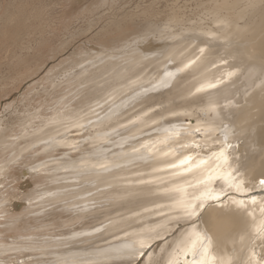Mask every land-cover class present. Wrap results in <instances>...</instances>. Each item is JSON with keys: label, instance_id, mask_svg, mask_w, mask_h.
Here are the masks:
<instances>
[{"label": "bare ground", "instance_id": "bare-ground-1", "mask_svg": "<svg viewBox=\"0 0 264 264\" xmlns=\"http://www.w3.org/2000/svg\"><path fill=\"white\" fill-rule=\"evenodd\" d=\"M241 1L264 0L223 3ZM114 2L95 0L93 4L102 8ZM248 36L244 38L246 45L251 42V59L239 44L230 46L226 41L198 35L146 37L107 57L93 52L86 64L92 65L93 73L90 81L82 85L88 90L89 83L103 79L108 96L75 118L66 116L71 109L66 108L56 118L41 120L40 130L29 139L23 137L20 148L10 156L14 160L36 145L45 154L75 147L74 138L69 136L73 129L92 135L90 148L80 155L59 160L52 153L40 166L49 173L48 183L35 198L39 206L43 204L42 209L47 203L64 204L60 206L65 209L62 213L56 210L47 217L55 219L59 213L65 214L69 218V224L64 226H68L67 230L60 228L65 221L60 222L62 232L47 233L51 230L48 228H55L57 221H52V227L40 225L37 233L34 229L29 240L0 243V264H131L155 240L174 232L177 226L182 230L176 237L144 264H192L194 259H200L199 255L193 257L181 251L193 232L202 234L205 243L211 241L205 264H264V185L260 183L264 180V131L260 144L253 136L258 152L237 151L235 146L241 128L264 124V64L257 62L258 56L264 57V50L254 41V33ZM190 61L195 63L185 67ZM209 83L216 87L197 91ZM101 85L97 83L94 88ZM248 100L249 106L230 114ZM136 117L139 123L130 125ZM1 147L10 148L7 143ZM221 150L226 151L227 164L214 156ZM9 155L5 158L9 159ZM186 156L194 157L189 162L192 165L201 161L207 164L193 166L190 171L184 170L187 166L172 167ZM0 162L4 164L6 160ZM218 164L222 171L234 170L235 182H242L243 192L228 187L222 179L200 182L209 173L214 175ZM5 167L2 165V169ZM209 189L220 194V202L228 191L238 195L223 202L225 206L217 205L219 201L204 200L201 209V201L193 198ZM257 189L262 193L254 196L253 190ZM189 202L196 203L198 215L186 214ZM15 221L17 224L11 221L7 231L13 232L22 222L18 218ZM84 221L92 226L82 228ZM195 221L199 224L192 226ZM77 222L79 226H73ZM245 241L248 245L242 248ZM26 251L31 254L28 261L19 255Z\"/></svg>", "mask_w": 264, "mask_h": 264}, {"label": "rangeland", "instance_id": "rangeland-1", "mask_svg": "<svg viewBox=\"0 0 264 264\" xmlns=\"http://www.w3.org/2000/svg\"><path fill=\"white\" fill-rule=\"evenodd\" d=\"M112 1L109 0V3L111 4ZM114 1L113 5L108 4L101 8L93 4L95 0L82 2L0 0V145L7 143L11 148L8 149L9 152L3 147L0 148L3 154H0V161L6 160V164H2L4 161L0 162L1 244L20 242V239L21 242L23 239L29 240L30 235L35 234L34 229L37 233L40 225L52 227L53 225L50 224L52 221H57L58 224L55 223L57 226L54 224V229L48 228L51 230H47V233L58 234L62 232L60 228L67 230L68 226H64L69 224L67 223L69 218L65 214L60 215L65 210L60 206L64 204L52 202L55 205L53 206L47 203L45 209H42L40 207L43 204L39 206V200L35 198L48 183L49 173L44 172V168L40 166L45 162V156L52 153L59 160L68 155L70 157L80 155L90 148L92 135L86 130L73 129L69 136L74 138L75 147L62 148L56 152L49 151L50 153L47 151L45 154V151L36 145L14 160H11L10 156L14 149L20 148L19 144L23 143V137L29 139L40 130L41 120L49 121L56 118L59 116V111L66 108H71L66 116L75 118L78 113L90 109L94 102L108 96L103 89L106 84L103 79L89 83L88 90L82 85L90 81L89 76L93 73L92 65L86 66L93 58V52L104 53L107 57L122 52L137 40L161 34L198 35L213 37L222 43L226 41L230 46L239 44L240 48L243 47L247 58L251 59L249 56L251 42L247 41L246 45L244 37L254 33V41L260 43L264 50V1L228 4L223 3L225 0ZM106 27H111V30L104 31ZM237 41L239 42L235 43ZM257 62L264 64V57L258 56ZM97 83L102 85L96 90L94 85ZM63 104L69 107H62ZM250 104L249 100L243 101L233 108L230 114L233 116L234 110ZM32 119L35 121L31 122ZM138 123L139 117H136L130 125ZM123 127H126L125 124ZM113 131L116 132L117 129ZM262 131L264 124L241 128L238 131L240 137L238 146L235 145L237 151L250 149L251 153L258 152L259 147L253 146L252 141L255 136V141L261 143ZM1 150H4L5 154ZM243 154L246 155V152ZM7 155L9 159L5 158ZM2 165L6 167L2 169ZM26 172H29V175H25ZM260 191L253 190L254 196H258ZM237 195L228 191L223 195L224 197L222 196V202L219 201L217 205L225 206L223 202L230 201ZM261 196L264 197V194ZM244 200L247 201V198ZM56 204L60 208H57ZM228 204L231 202L226 203V206ZM56 210L60 211L56 220L47 217L49 212ZM14 218H18V221L22 220L24 224L17 221L19 226L15 228L16 230L7 231L8 227L11 228L9 226L11 221L16 223ZM60 222L64 223L63 227L60 226L62 225ZM82 223V228L87 229L92 226L85 221ZM21 224H23L22 228L17 230ZM78 224L80 223L77 222L73 226H79ZM198 224L199 221H195L192 226ZM24 225L27 227L23 228ZM180 230L182 228L177 226L174 232L167 235L168 237L155 240L131 264H144L151 254H157L169 240L176 237ZM251 244L252 242L249 243L250 246ZM247 245L246 241L243 242L242 248ZM29 253L26 251L19 255L24 256L28 261L31 255Z\"/></svg>", "mask_w": 264, "mask_h": 264}, {"label": "snow or ice", "instance_id": "snow-or-ice-1", "mask_svg": "<svg viewBox=\"0 0 264 264\" xmlns=\"http://www.w3.org/2000/svg\"><path fill=\"white\" fill-rule=\"evenodd\" d=\"M201 52L204 50L201 49ZM192 63H195V61H190L188 65H185V67H189ZM229 76L233 75V73H228ZM216 87V84L209 83L207 85L202 86L201 88L197 89V91H203L205 88H214ZM197 131H200V129H196ZM226 147H230V145H226ZM215 158L222 161L223 164L228 163V156L226 154L225 150H221L219 153L214 154ZM211 159V157H210ZM194 157L192 156H186L184 159H181L179 161V165L173 164L172 167H181V166H187L184 168L185 171H190L193 166L196 168H200L203 165L207 164V161H201L200 164L192 165L189 162L193 161ZM214 175L212 173H209L204 180H201V183H210L216 179H222L224 182L227 184L228 187H236L239 191L243 192L244 189L242 187V182L236 183L235 182V177L233 176V171L234 170H226L222 171L220 168V165L218 164L216 166V169L213 170ZM260 183L264 185V180H261ZM215 200L219 201L221 199V196L219 193H212L211 190H207L205 192H202L200 196H196L193 198V200H200L201 203L199 207L202 209L205 204L203 203L204 200ZM241 206H243V201L239 202ZM253 203H256L255 200H253ZM197 205L195 202H189L185 205V211L186 214L189 216H196L198 215V212L196 211ZM261 211H264V206L261 207ZM206 238L198 233V232H193L185 245V247L182 248V252L184 255L191 254L193 257H196L197 255L200 256V259H194L192 261V264H205V257L208 255L210 246H211V241L207 240V243H205ZM200 245V248H197V245ZM143 247V244L141 245Z\"/></svg>", "mask_w": 264, "mask_h": 264}]
</instances>
